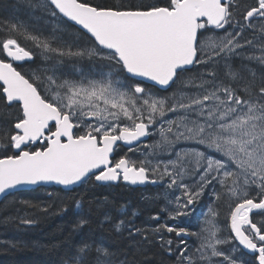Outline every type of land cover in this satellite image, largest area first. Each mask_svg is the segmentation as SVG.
<instances>
[{
    "label": "snow or ice",
    "instance_id": "1",
    "mask_svg": "<svg viewBox=\"0 0 264 264\" xmlns=\"http://www.w3.org/2000/svg\"><path fill=\"white\" fill-rule=\"evenodd\" d=\"M25 2L33 13L79 26L92 46H54L62 39L59 25L48 37L33 35L20 23L0 28L16 34L0 40V97L19 113L0 115V195L23 185H145L167 179L169 189L182 190V197H175V219L189 215L187 209L205 189L218 185L215 199L229 202L232 235L217 238L218 213L209 208L196 249L199 259L185 249L181 264H210L219 257L222 264H245L235 256V241L254 254L251 264H264V219H252L253 214L264 217V77L257 82L252 73L246 79L234 68L235 60L245 58L264 66V55L244 53L257 33L264 39V0H136L111 6L89 0ZM246 31L253 39H244ZM17 37L32 47L22 46ZM259 50L264 53V44ZM37 53L47 66L24 73L23 65ZM65 57L97 61V70L75 69L78 78H70L59 72ZM145 81L165 91L178 81L180 86L172 96L161 97ZM158 125L160 140L146 147L152 156L166 152V163L113 159L121 142L139 143ZM9 149L15 154L8 155ZM87 223L81 219L78 226ZM124 223L118 221L115 231ZM165 227L178 236L196 235ZM129 231L139 235L142 230ZM222 245H233L231 252L220 250ZM93 251L95 264L112 255L103 246L81 242L71 259L92 264Z\"/></svg>",
    "mask_w": 264,
    "mask_h": 264
},
{
    "label": "trees",
    "instance_id": "2",
    "mask_svg": "<svg viewBox=\"0 0 264 264\" xmlns=\"http://www.w3.org/2000/svg\"><path fill=\"white\" fill-rule=\"evenodd\" d=\"M89 2L111 6L118 2L134 3L136 0ZM244 2L251 4L252 0ZM30 14L33 17H43L39 12L33 13L25 0H0V28L4 23H20L31 34L48 37L53 31L52 25H59L63 31L57 34L62 39L54 46L69 45L74 50L92 46L88 36L76 27L64 25L60 20L53 23L55 20H50L46 15L44 20L37 22ZM8 35L16 36L15 33L0 31V40ZM17 38L22 46L32 47L30 41ZM240 62V59L235 60L234 68L241 75L248 68H244ZM42 66L47 65L42 57L40 61L37 53L35 61L29 62L22 71L27 73L41 69ZM255 66L261 74H255L258 82L264 77V68H260L264 66L261 62H255L253 67ZM18 114L15 106L6 108L4 99L0 97V115L15 117ZM0 146L3 150V145ZM7 154L15 153L9 149ZM77 201L80 202V207H76ZM221 203L223 200L220 199L216 207ZM217 211L222 223L229 220L225 211L220 208ZM106 216L110 218V222H106ZM25 219L33 223L24 224L22 221ZM81 219L88 221L83 227L78 226ZM164 219V204L153 187L131 188L123 183L99 186L89 182L70 191L41 187L15 192L0 201V264H74L71 258L81 242H88L94 247L103 246L112 253L110 257L102 258V264H175V249L169 250L167 246ZM120 220L125 223L117 232L115 226ZM129 228L142 231L137 235L130 232ZM155 229L159 231L156 232ZM89 258L95 264L94 251Z\"/></svg>",
    "mask_w": 264,
    "mask_h": 264
},
{
    "label": "rangeland",
    "instance_id": "3",
    "mask_svg": "<svg viewBox=\"0 0 264 264\" xmlns=\"http://www.w3.org/2000/svg\"><path fill=\"white\" fill-rule=\"evenodd\" d=\"M31 17H33L30 14ZM33 20H36L37 22H40V20H44V16L43 17H39V16H35L32 18ZM45 20H48L45 18ZM58 22V20H55L53 23ZM56 26L52 25V29H54ZM229 31H231V29H229ZM221 35H223V33H220ZM244 39H253V33L251 31H246L244 34ZM241 43H243V40H241ZM264 44V39H259L258 38V33H257V38L253 40V46L251 47H246L244 50L245 56H261L264 55V53H261V51L259 50L260 45ZM58 46V45H57ZM240 64L244 65V68H248L245 70V72L243 74H241V76L245 77L246 79H251L252 78V73L255 74H260L259 69L254 66L255 62H260L258 60H248V59H240ZM97 61H90L88 60L86 57L83 59H78V60H73L71 58H63V63L61 65H59V72L62 73L63 75H66L70 78H78L75 77V69H82L83 72L85 73H92L95 72L97 70ZM41 68H44V66H42ZM262 68L264 67H261ZM196 71V69L194 70V72ZM50 74V73H49ZM261 75V74H260ZM259 82V81H258ZM177 90V89H176ZM184 90H187V87H185ZM175 91V90H174ZM194 91V89H193ZM174 92L170 93L168 96H172ZM167 96V97H168ZM174 117H172L171 115H169L168 119H172ZM153 131V139L147 141L146 143L141 144L140 146H138L135 149L131 150V160L132 161H136L139 162L141 160H144L145 158H150L152 159L153 164L157 163L158 161H164L165 163L168 161V159L170 158L168 156V154L166 152H161L159 150H157L156 154L154 156L150 155L152 152V149L150 147H146V146H150L155 144L157 141L160 140V136H159V125L157 126L156 129L152 130ZM2 151V149L0 150ZM174 159V157H171ZM186 182L189 183L190 185L194 184V181H192L191 179H187L186 178ZM161 184L163 185V188H157L153 190L159 194V196L161 197V201L164 204V206L166 207V210L168 211L166 213V223L168 227H177V226H183V228H187V226L184 224L186 223L187 225H190L191 231L193 233H196V235H194L195 240L197 241L196 244L191 243L188 246L182 245L181 242H178V244H174L173 241V237L172 234H175L174 232L169 233L167 232V238L166 241H171V246H169L167 244L168 247L172 248V249H176V251L174 252V257L176 258V256L180 255V252L182 250H187L186 251V255H193L197 260L199 259L198 254H196V249L200 246L201 243V230L206 226L205 225V220L208 219L207 217V213H208V209H216V204L219 200L215 199V195L212 194L213 190H215L216 188H218V185H215L214 187H208L205 189L204 194L200 197V199L198 200V202L192 206V208L189 207V209H187V211L189 212V215L187 216H179L178 218L176 217L175 219L171 218L172 216H174V209H175V197L176 196H181L182 197V190L179 189H169L167 187V179H165V181L161 182ZM220 190H217L216 192H220ZM213 195V197H212ZM251 195H253V192L251 193ZM221 200H224L223 203H221L219 205L218 208L221 209V211H224V209L227 207H229V202L227 201L226 198H223ZM167 201V202H166ZM170 202V203H169ZM180 203H183V199H181ZM227 203V204H226ZM183 210V209H181ZM218 212V211H217ZM219 216V213H218ZM217 225V223H216ZM167 230V229H166ZM221 236V232L218 233V237L219 239H223L220 237ZM182 240V239H180ZM177 243V242H176ZM226 245H222V246H218L220 248V250L225 251L226 253H230L231 251H227L226 250ZM237 249L236 244L234 245ZM178 247V248H177ZM233 247V246H232ZM232 247H230V250L232 249ZM238 251H236L235 256L237 255ZM223 258L219 257V258H213L212 261L210 262V264H222Z\"/></svg>",
    "mask_w": 264,
    "mask_h": 264
},
{
    "label": "flooded vegetation",
    "instance_id": "4",
    "mask_svg": "<svg viewBox=\"0 0 264 264\" xmlns=\"http://www.w3.org/2000/svg\"><path fill=\"white\" fill-rule=\"evenodd\" d=\"M28 64H29V62H26L24 65H23V67H27L28 66ZM146 87V86H145ZM155 94L156 95H158V96H165L166 95V92L164 91H155ZM151 140V139H150ZM119 149H122V151L120 152V157L121 156H125V152L127 151V150H125L123 147H120ZM132 150V149H131ZM117 154H118V152H116ZM116 154V155H117ZM119 157V158H120ZM119 158H117L116 156H115V158H114V160L115 159H119ZM256 195V193L255 192H253V196H255ZM226 217H228V216H226ZM252 219H253V222H259L261 219H264V217H262V216H260V215H258V214H253V216H252ZM216 223H217V227L221 230V231H223V233L221 234V238H225V239H228L229 238V236H231V234H230V230H229V220H226L223 224L220 222V220H219V218H217L216 219ZM177 229L178 228H183V226H177L176 227ZM185 229H187V228H185ZM188 230V232L189 233H192L191 231H190V229H187ZM194 236L193 235H189V237H188V240L187 241H181L184 245H188L189 243H193L194 242ZM236 242V243H235ZM234 242V244H237L238 243V241H235ZM237 257H239L241 260H243L244 262H245V264H251V262L252 261H254V255H252V256H248L246 253H244V252H242V251H238V255H237ZM177 264H180V263H177Z\"/></svg>",
    "mask_w": 264,
    "mask_h": 264
},
{
    "label": "water",
    "instance_id": "5",
    "mask_svg": "<svg viewBox=\"0 0 264 264\" xmlns=\"http://www.w3.org/2000/svg\"><path fill=\"white\" fill-rule=\"evenodd\" d=\"M76 27L79 28V26H76ZM138 79H139V78H138ZM145 83L153 86L152 82H150V81H145ZM156 87L159 88L158 86H156ZM159 89H160V88H159ZM161 90H163V89H161ZM148 139H149V137L142 138V140H141L139 143H134V144L131 145V146L124 145L122 142H121L120 144L123 145V146H125L126 148H130V147L137 146V145H139L140 143H142V142H144V141H146V140H148ZM14 151H15V150H14ZM113 183H114V184H117L118 182H113ZM124 184L129 185V186H131V187H135V188H138V187H142V188H144V187H146V185H147V184H145V185H130V184H127V183H125V182H124ZM53 186H55V187H60V188H62V189H64V190H68V191H70V190L74 189L75 187H79V186H81V185H73V186H69L68 188H65V187L62 186V185H56V184H48V185H23V186L18 187L17 189L11 190V192H10L9 194H7V195H0V201H1L4 197L10 195L11 193H15V192H19V191L32 190V189H36V188H39V187H47V188H48V187H53ZM183 236L186 237L187 235H183ZM240 247H241L244 251H246L247 253L253 254L250 250L244 249L243 246L240 245Z\"/></svg>",
    "mask_w": 264,
    "mask_h": 264
},
{
    "label": "bare ground",
    "instance_id": "6",
    "mask_svg": "<svg viewBox=\"0 0 264 264\" xmlns=\"http://www.w3.org/2000/svg\"><path fill=\"white\" fill-rule=\"evenodd\" d=\"M224 201V200H223ZM167 202V201H166ZM170 203V202H169ZM227 204V203H226ZM168 211L166 210V207L164 206V213H165V218L167 217L166 216V213H167ZM178 218V217H177ZM163 223V222H162ZM164 224L165 225H167V223H166V220L164 219ZM225 239V238H224ZM161 240V239H160Z\"/></svg>",
    "mask_w": 264,
    "mask_h": 264
}]
</instances>
